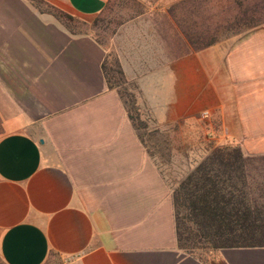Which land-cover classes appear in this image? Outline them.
I'll list each match as a JSON object with an SVG mask.
<instances>
[{
  "label": "crops",
  "instance_id": "obj_1",
  "mask_svg": "<svg viewBox=\"0 0 264 264\" xmlns=\"http://www.w3.org/2000/svg\"><path fill=\"white\" fill-rule=\"evenodd\" d=\"M41 1L82 21L110 2ZM144 15L111 48L29 0H0V264H264V248L218 250L212 262L185 254L172 201L211 148L264 156V23L173 52L151 46ZM114 52L154 155L106 86L101 66ZM193 120L210 149L168 146L169 126Z\"/></svg>",
  "mask_w": 264,
  "mask_h": 264
},
{
  "label": "trees",
  "instance_id": "obj_2",
  "mask_svg": "<svg viewBox=\"0 0 264 264\" xmlns=\"http://www.w3.org/2000/svg\"><path fill=\"white\" fill-rule=\"evenodd\" d=\"M29 1L64 20L70 31L72 16L45 9L41 0ZM112 57H106L101 66L106 86L116 91L141 143L154 155L158 142L148 146L140 132L147 125L136 104L137 88L127 82L120 62ZM147 137L155 138L153 133ZM172 201L177 247L185 254L201 259L195 253L199 249L264 248V156H244L238 146L211 148L174 188Z\"/></svg>",
  "mask_w": 264,
  "mask_h": 264
},
{
  "label": "rangeland",
  "instance_id": "obj_3",
  "mask_svg": "<svg viewBox=\"0 0 264 264\" xmlns=\"http://www.w3.org/2000/svg\"><path fill=\"white\" fill-rule=\"evenodd\" d=\"M142 14H145V25L142 24L141 28L148 29V33H151L152 37L148 36L154 41L151 46L159 48L161 45H169L173 52L183 46L186 51L229 39L247 26L263 24L264 0H111L106 10L98 16L88 21L73 17L69 26L72 33H88L99 43L113 48V40L123 31L122 25ZM167 29L170 32L167 33ZM157 48V51H153L159 55ZM112 55V59L119 61L116 52ZM168 129L174 131L168 134V146L194 143L207 149L213 144L202 120L171 125ZM140 132L147 134L146 131ZM156 139L149 140L145 137L150 147L157 145ZM161 155L162 162L170 160L166 157L167 154ZM195 253L204 262H212L215 251L199 249Z\"/></svg>",
  "mask_w": 264,
  "mask_h": 264
},
{
  "label": "built area",
  "instance_id": "obj_4",
  "mask_svg": "<svg viewBox=\"0 0 264 264\" xmlns=\"http://www.w3.org/2000/svg\"><path fill=\"white\" fill-rule=\"evenodd\" d=\"M207 116H208V114H207L206 112H204V113L202 114L201 117H202L203 119H205V118H207Z\"/></svg>",
  "mask_w": 264,
  "mask_h": 264
}]
</instances>
